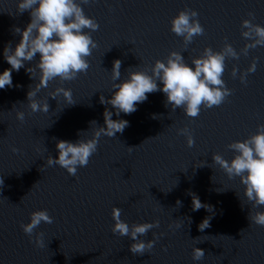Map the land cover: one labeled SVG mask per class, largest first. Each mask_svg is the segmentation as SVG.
Instances as JSON below:
<instances>
[{"label": "water", "instance_id": "water-1", "mask_svg": "<svg viewBox=\"0 0 264 264\" xmlns=\"http://www.w3.org/2000/svg\"><path fill=\"white\" fill-rule=\"evenodd\" d=\"M82 7L99 24L91 33L98 47L88 57L86 73L63 84L50 82L38 93L36 100L46 101L49 112L32 113L28 107L27 93L39 74L35 81L24 68L13 71V87L0 90V264H264V226L248 219L250 211L264 206L252 209L240 178L230 180L212 161L215 154L230 161L234 153L227 145L264 125V47H251L245 55L244 46L254 40L241 37L244 19L264 26V0H93ZM186 7L199 13L204 27L191 43L170 31L172 18ZM29 22L28 11L18 13L17 0H0V72L10 67L4 48L9 43L14 48L20 39L14 29ZM225 44L240 58L226 61L223 79L233 91L222 105L189 118L181 108L165 107L162 92L147 94L136 112L113 115L129 126L113 138L101 136L97 152L75 176L46 166L49 156H57V140L91 138L104 125L105 109L114 112L100 103L102 95L111 96L114 60L121 61L124 80L130 71L150 74L155 61L172 51L190 64L205 47L220 50ZM256 57V71L244 85L242 72ZM57 87L71 89L75 104L52 98ZM19 112L25 113L23 122ZM185 128L192 132V147L180 134ZM192 194L213 210L193 211ZM113 207L129 225L159 221L158 228L139 237L155 239L151 250L133 254V241L113 234ZM39 210H47L53 222H42L29 237L20 225ZM208 217L210 226L200 231ZM37 233L44 234L43 247L34 243ZM194 247L204 251L200 261L192 258Z\"/></svg>", "mask_w": 264, "mask_h": 264}, {"label": "clouds", "instance_id": "clouds-1", "mask_svg": "<svg viewBox=\"0 0 264 264\" xmlns=\"http://www.w3.org/2000/svg\"><path fill=\"white\" fill-rule=\"evenodd\" d=\"M90 2L93 0H80L79 3L77 0H17L18 13L28 11L30 22L23 30L19 27L14 29V33L20 37L15 47H11L9 43L4 48L3 57L10 67L0 72V90L6 86L13 87V71L19 72L24 68L29 78L35 81L39 74V82L35 87L30 86L27 93L28 107L32 113H48V103L45 101L41 104L36 100L38 93L46 89L50 82L58 80L63 84L86 73L90 67L88 57L98 47L91 33L99 29V24L87 16L82 7L83 4ZM248 15L254 18L253 13ZM198 16L196 10L186 7L172 18L170 31L191 43L194 37L204 34V27ZM241 28L246 29L241 32L244 40H254L253 44L244 46L245 55L251 47H264V26L254 24L252 19H244L241 21ZM229 58L232 60L240 58V53L231 44H225L220 50L205 47L202 55L192 59L190 64L185 61L182 53L172 51L166 59L155 61L150 74L144 70L130 71L124 80H121V61L114 60L111 69V96L109 99H105L103 95L100 97V103L111 105L114 112L105 109L104 125L96 127L91 138L78 139L75 142L57 140V156L56 158L49 156L46 166H59L69 175L75 176L78 168L86 167L90 157L97 152L101 136L113 138L117 133L122 134L129 126V121L114 120L113 115L119 117L121 113L127 115L136 112L137 105L148 99L147 94L162 92L165 96V107L170 105L172 111L181 108L189 118L198 117L202 109L219 107L233 91L226 86L223 79L226 61ZM34 60L36 61L34 66L26 67V64ZM257 62L258 57L254 58L246 71L242 72L243 75L240 77L242 84L247 85L246 77L256 71ZM237 72L238 68L233 66L231 70L233 78H236ZM51 96L54 99L62 97L67 105L75 104L71 89L57 87ZM18 119L23 122L25 113L19 112ZM91 123L96 125L95 121ZM180 134L187 138L188 147L194 145L189 128L183 129ZM227 147L234 153L233 158L229 161L220 154H215L212 156L213 163L218 165L230 180L240 178V183L244 186L243 195L252 209L264 206V125H258L254 134L246 139L234 141ZM12 151L15 153L19 150L13 148ZM2 185L3 179L0 178V186ZM180 203L178 200L177 204ZM202 207L208 211L213 210L211 206L202 204L197 195L192 194V210L198 211ZM120 217L121 210L113 207L112 232L118 233L121 237L128 236L133 241L130 245L133 254H143L154 247L155 239L145 242L139 237L153 228H158L159 221L129 225ZM210 219L211 217L205 218L199 224L200 231L210 226ZM248 219L258 226H264V211H255L254 214L250 211ZM42 222L48 224L53 222L47 210L32 212L30 222L21 223L20 227L31 237L34 229ZM176 227L180 225L177 224ZM43 236V233L36 234L34 243L37 247L44 246ZM204 256L203 250L193 248L194 261H200Z\"/></svg>", "mask_w": 264, "mask_h": 264}]
</instances>
